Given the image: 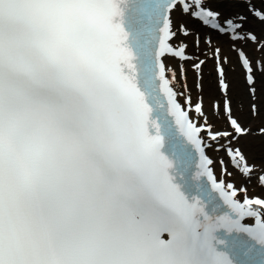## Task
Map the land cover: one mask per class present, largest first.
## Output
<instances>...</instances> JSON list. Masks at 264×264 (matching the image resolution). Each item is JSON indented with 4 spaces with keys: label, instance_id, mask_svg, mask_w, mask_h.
<instances>
[{
    "label": "snow or ice",
    "instance_id": "obj_1",
    "mask_svg": "<svg viewBox=\"0 0 264 264\" xmlns=\"http://www.w3.org/2000/svg\"><path fill=\"white\" fill-rule=\"evenodd\" d=\"M213 2L0 0V264H264V163L224 68L234 52L255 96L264 0Z\"/></svg>",
    "mask_w": 264,
    "mask_h": 264
},
{
    "label": "bare ground",
    "instance_id": "obj_2",
    "mask_svg": "<svg viewBox=\"0 0 264 264\" xmlns=\"http://www.w3.org/2000/svg\"><path fill=\"white\" fill-rule=\"evenodd\" d=\"M217 0H214V2L212 4H216ZM229 14V12L227 11V15ZM260 33V31H259ZM254 45H252L251 43L248 44L247 50L255 55H258L257 53L254 52ZM224 55L226 56H230V60L228 63L225 64L226 66V71H225V76L229 78V82L230 86H229V92L231 97L233 98V105L235 106V101L237 100L238 103V107L236 108L235 106V112L241 117V119L245 122V120L248 118H251L252 114L250 111L251 108V104L253 103H248L245 100H247V96H246V90L245 88L241 85V81H240V76H241V69L239 67V64L234 56V53H228L227 51H225ZM189 63V62H188ZM213 63L211 61H209V63L207 64L206 67H204V77L202 74V77L199 78V83L201 85V89H202V84L204 86V89L202 90V95L208 99L214 96V94H219L218 92V82L217 85L218 86H214V79L217 76V73L215 71H213L210 67ZM171 65L172 67H174L176 69L177 75H179L180 73V68L179 65H183L185 70H186V83L188 85V87L192 90L193 94L195 95L197 93V82L195 83V76L197 77L196 72H194L192 70V68H190L189 66H187L188 64L184 63V62H175V61H171ZM211 69V71L209 70ZM208 73V74H206ZM244 75V74H243ZM203 79V80H202ZM198 80V78H197ZM206 82L209 84H206ZM208 86H210L211 88H213V91H211V93H209V89ZM264 93V92H263ZM259 97H261L262 100V95L259 94ZM207 103L209 106H211V101L207 100ZM255 103V102H254ZM257 107V105H256ZM244 150L246 151V153L248 154L249 158L252 161H255L256 164H262L264 163V160H260L258 159V154L260 153V150H264V141L261 139L260 135H249V136H245V143L243 145ZM264 155V153H262ZM220 157V153L219 152H214L213 153V158L214 160L216 158Z\"/></svg>",
    "mask_w": 264,
    "mask_h": 264
},
{
    "label": "rangeland",
    "instance_id": "obj_3",
    "mask_svg": "<svg viewBox=\"0 0 264 264\" xmlns=\"http://www.w3.org/2000/svg\"><path fill=\"white\" fill-rule=\"evenodd\" d=\"M223 9V7H221ZM223 12L225 13V10H223Z\"/></svg>",
    "mask_w": 264,
    "mask_h": 264
}]
</instances>
